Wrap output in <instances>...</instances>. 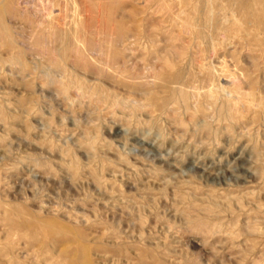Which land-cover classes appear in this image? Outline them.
<instances>
[{
    "label": "rangeland",
    "instance_id": "1",
    "mask_svg": "<svg viewBox=\"0 0 264 264\" xmlns=\"http://www.w3.org/2000/svg\"><path fill=\"white\" fill-rule=\"evenodd\" d=\"M0 264H264V0H1Z\"/></svg>",
    "mask_w": 264,
    "mask_h": 264
},
{
    "label": "bare ground",
    "instance_id": "2",
    "mask_svg": "<svg viewBox=\"0 0 264 264\" xmlns=\"http://www.w3.org/2000/svg\"><path fill=\"white\" fill-rule=\"evenodd\" d=\"M1 1V0H0ZM50 9H52V8H50Z\"/></svg>",
    "mask_w": 264,
    "mask_h": 264
}]
</instances>
